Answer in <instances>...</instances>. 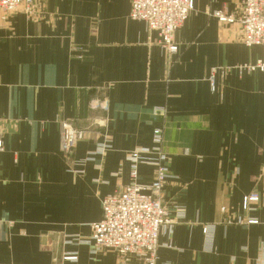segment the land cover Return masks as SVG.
Returning <instances> with one entry per match:
<instances>
[{"label":"crops","instance_id":"1","mask_svg":"<svg viewBox=\"0 0 264 264\" xmlns=\"http://www.w3.org/2000/svg\"><path fill=\"white\" fill-rule=\"evenodd\" d=\"M243 1L193 0L172 58L129 18L130 0H35V18L0 14V264H118L91 250L90 226L155 129L175 222L160 231L156 264H264V73L238 70L264 47L213 16L238 17ZM62 123L86 131L70 157ZM137 171L151 183L153 165Z\"/></svg>","mask_w":264,"mask_h":264},{"label":"built area","instance_id":"2","mask_svg":"<svg viewBox=\"0 0 264 264\" xmlns=\"http://www.w3.org/2000/svg\"><path fill=\"white\" fill-rule=\"evenodd\" d=\"M18 8H22L30 18L38 16L35 0H0L1 19ZM192 10L193 0H130L129 18L144 22L150 31L156 32L159 45L167 56L172 58L178 53L174 34L182 27ZM213 16L221 24H237L245 46L264 47V0H244L238 17L222 10L214 12ZM238 70L264 73V59L257 60L254 64L243 65ZM210 89L214 92L212 80ZM164 113L162 108L153 110V114L158 116H164ZM60 133L61 151L70 157L75 145L85 138L86 131L62 123ZM151 143V148L143 152L130 153L132 169L128 185L102 199L101 219L90 226L91 250L114 251L118 264H130L132 258H136L139 264H156L160 231L175 224L169 218L168 210L161 198L162 186L168 178L169 168V159L163 150L161 129L152 132ZM1 147L0 141V150ZM142 153L151 155V158H141ZM140 164L154 166V176L148 185L138 183L137 168ZM257 201V194L251 193L243 198V207L246 208L249 203ZM252 222L248 221L247 224ZM242 223L241 219L237 220V224ZM211 230V226L203 227V234L208 242L211 239ZM75 259L76 256L68 255L62 258V260Z\"/></svg>","mask_w":264,"mask_h":264},{"label":"rangeland","instance_id":"3","mask_svg":"<svg viewBox=\"0 0 264 264\" xmlns=\"http://www.w3.org/2000/svg\"><path fill=\"white\" fill-rule=\"evenodd\" d=\"M258 196V195H257Z\"/></svg>","mask_w":264,"mask_h":264}]
</instances>
